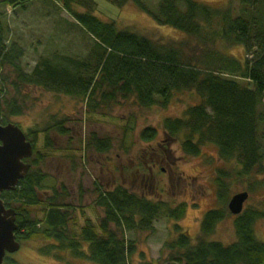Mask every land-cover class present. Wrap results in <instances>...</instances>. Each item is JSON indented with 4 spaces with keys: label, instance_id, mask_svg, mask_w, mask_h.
<instances>
[{
    "label": "trees",
    "instance_id": "1",
    "mask_svg": "<svg viewBox=\"0 0 264 264\" xmlns=\"http://www.w3.org/2000/svg\"><path fill=\"white\" fill-rule=\"evenodd\" d=\"M54 1L90 37L88 55L84 59L66 55H55L53 60L43 58L27 71L21 62L22 49L6 44L0 8V73L2 67L9 66L14 76L9 85L4 79L0 88L3 124L8 123L5 112L12 116L23 113L20 93L26 87L71 96L85 103L91 113L117 104L119 99L134 100L147 109L158 105L166 108L176 93L195 91L201 104L188 108L183 118L166 119L163 130L167 137L183 138L182 149L190 156H199L204 145L214 144L222 160L237 159L247 176L262 165L264 134H260L259 126L264 123L260 113L264 108V0H235L220 8L197 0H160L156 9L144 0H106L119 8L134 3L159 26L171 27L186 36V40L167 43L120 29L116 21L101 20L96 15V0ZM27 2L3 0L6 7L13 8ZM221 46L243 47L244 61L229 56ZM6 84L18 93L11 100L5 95ZM65 121L29 130L27 136L34 146V157L29 160L32 167L15 191L1 196L6 207L17 213V239L51 241L41 252L58 259L64 258L63 253L80 256L75 251L85 242L88 254L82 257L84 260L129 264L136 240L128 239L127 234H155L157 220H180L184 207L142 198L122 185L113 184L103 190L98 187L96 203L104 216L99 224L87 220L79 234L73 232L77 207L70 203L71 193L63 183L59 188H49L50 194L46 192L48 175L41 166L46 155L38 148L43 134V149L55 151L54 134L69 135ZM156 137L152 128L141 134L147 142ZM112 147L109 136L93 135L86 144L87 150L100 155L109 153ZM226 189L221 184V193ZM78 198L82 201L83 194ZM224 217L219 210L208 212L203 232L211 235ZM262 217L255 211L239 216L234 222L237 240L231 245L203 241L193 246L187 236L181 235L165 245L173 253L168 264H264V243L255 233V224ZM5 264L15 262L7 258Z\"/></svg>",
    "mask_w": 264,
    "mask_h": 264
},
{
    "label": "rangeland",
    "instance_id": "2",
    "mask_svg": "<svg viewBox=\"0 0 264 264\" xmlns=\"http://www.w3.org/2000/svg\"><path fill=\"white\" fill-rule=\"evenodd\" d=\"M144 1L156 9L160 0ZM197 1L218 8L235 3V0ZM96 3V15L103 21H116L120 29H129L160 43L186 40L180 31L159 26L134 3L122 8L106 0H96ZM1 10L4 13L1 26L5 31L6 44L22 49L21 62L27 71H32L41 59L53 60L55 55L80 59L87 57L91 47L90 37L76 25L58 1L29 0L24 6L4 7ZM221 48L229 56L244 61L246 55L243 47ZM4 79L8 80L5 81L8 85L14 79L9 66L2 67L0 88ZM8 85L5 95L11 100L18 93ZM20 95V98H24L23 113L12 116L5 112V118L8 123L21 127L25 133L66 120L69 135L62 137L54 134L55 151L43 149V134L38 148L46 155L41 164L48 175L44 183L46 192L50 194L49 188H59L63 183L71 193L70 203L77 207L73 214L77 219L73 226L76 233L80 232L87 219L99 224L103 210L96 203L99 197L96 188L107 189L114 184L122 185L130 192H145L153 201H164L172 206L184 205L185 210L178 222L158 220L155 234L128 233V239L136 240L129 264H168L173 253L165 245L177 240L181 234L188 236L193 246L203 241L224 245L235 243L234 222L237 217L228 208L232 198L243 192L250 195L245 212L255 211L263 216L255 224V233L258 240L264 241V162L247 176L242 173L237 159L230 162L222 160L216 145H204L199 156L186 155L182 149L183 138L175 140L167 137L163 130L166 119L183 118L188 108L201 104L197 92L176 93L166 108L158 105L147 109L134 100L119 99L117 104L103 107L96 113L89 112L86 104L76 98L41 88L26 87ZM260 113L264 115V108L260 109ZM148 128L157 132L153 142L141 138L142 132ZM259 130L263 135L264 123ZM93 135L111 137V151L100 155L87 150V140ZM261 143L264 149V138H261ZM138 168H143L146 175L135 173ZM221 184L227 186L222 193ZM81 193L83 200L79 201ZM214 210L224 212L225 217L208 236L202 229L203 218ZM37 214L42 217V213ZM47 244L48 241L44 239L24 241L20 251L8 257L15 264H94L72 257L71 253H63V259L53 254L44 255L41 250Z\"/></svg>",
    "mask_w": 264,
    "mask_h": 264
},
{
    "label": "water",
    "instance_id": "3",
    "mask_svg": "<svg viewBox=\"0 0 264 264\" xmlns=\"http://www.w3.org/2000/svg\"><path fill=\"white\" fill-rule=\"evenodd\" d=\"M33 144L24 131L13 123H0V264H4L8 254H15L21 249L16 232L17 213L6 207L1 198L4 192H13L19 182L25 179L31 165L26 163L33 156ZM249 198L247 192L237 194L229 203L233 215H240Z\"/></svg>",
    "mask_w": 264,
    "mask_h": 264
},
{
    "label": "flooded vegetation",
    "instance_id": "4",
    "mask_svg": "<svg viewBox=\"0 0 264 264\" xmlns=\"http://www.w3.org/2000/svg\"><path fill=\"white\" fill-rule=\"evenodd\" d=\"M4 7H6L5 5H4V3H3V0H0V8L1 9H3ZM143 169V168H142ZM151 173H152V170L150 171ZM142 174L143 175H146V173H144L143 171H142ZM111 186H108V188H110ZM101 190H103V187H99ZM107 188V189H108ZM249 193V192H248ZM142 198H146V199H149L148 198V196L146 195V193L145 192H141L140 194H139ZM150 200V199H149ZM155 201V200H154ZM158 201V200H157ZM161 202H164V201H161ZM207 215V214H206ZM206 215H205V217H206ZM205 217L203 218V220L205 219ZM87 220H91V219H87ZM86 220V221H87ZM92 221V220H91ZM93 222V221H92ZM94 223V222H93ZM83 227V226H82ZM82 227L80 228V231H81V229H82ZM202 228H203V225H202ZM71 230L73 231V232H75V230H74V227L72 226L71 227ZM80 233V232H79ZM78 233V234H79ZM188 237V236H187ZM261 242H263L264 243V241H261ZM82 243V242H81ZM85 246H86V248H85ZM80 247L81 248H78L75 252H79V253H81L80 254V256H78V258L79 259H83L84 258V255H86V253L88 254V246H87V244L85 243V242H83L82 244H80ZM83 257V258H82Z\"/></svg>",
    "mask_w": 264,
    "mask_h": 264
}]
</instances>
